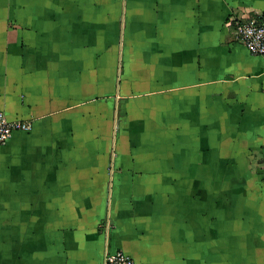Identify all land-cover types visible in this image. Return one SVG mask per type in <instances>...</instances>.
Masks as SVG:
<instances>
[{
  "label": "crops",
  "instance_id": "obj_1",
  "mask_svg": "<svg viewBox=\"0 0 264 264\" xmlns=\"http://www.w3.org/2000/svg\"><path fill=\"white\" fill-rule=\"evenodd\" d=\"M264 0H0V264H264Z\"/></svg>",
  "mask_w": 264,
  "mask_h": 264
},
{
  "label": "built area",
  "instance_id": "obj_2",
  "mask_svg": "<svg viewBox=\"0 0 264 264\" xmlns=\"http://www.w3.org/2000/svg\"><path fill=\"white\" fill-rule=\"evenodd\" d=\"M235 40L253 55L264 56V16L248 17L234 21ZM32 129L29 120H9L0 110V146L6 144L15 131L28 132ZM102 264H138L128 253L117 249L105 251Z\"/></svg>",
  "mask_w": 264,
  "mask_h": 264
}]
</instances>
